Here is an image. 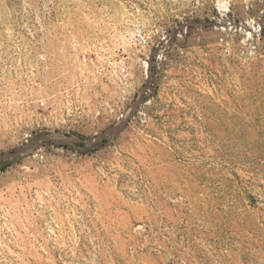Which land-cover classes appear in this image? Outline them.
Returning a JSON list of instances; mask_svg holds the SVG:
<instances>
[{
	"label": "rangeland",
	"instance_id": "rangeland-1",
	"mask_svg": "<svg viewBox=\"0 0 264 264\" xmlns=\"http://www.w3.org/2000/svg\"><path fill=\"white\" fill-rule=\"evenodd\" d=\"M0 264H264V0H0Z\"/></svg>",
	"mask_w": 264,
	"mask_h": 264
},
{
	"label": "bare ground",
	"instance_id": "bare-ground-1",
	"mask_svg": "<svg viewBox=\"0 0 264 264\" xmlns=\"http://www.w3.org/2000/svg\"><path fill=\"white\" fill-rule=\"evenodd\" d=\"M220 7H221V5H220ZM222 7H223V5H222ZM223 9V8H222Z\"/></svg>",
	"mask_w": 264,
	"mask_h": 264
}]
</instances>
